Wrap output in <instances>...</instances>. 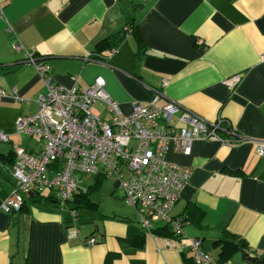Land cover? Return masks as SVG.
<instances>
[{
	"label": "crops",
	"instance_id": "1",
	"mask_svg": "<svg viewBox=\"0 0 264 264\" xmlns=\"http://www.w3.org/2000/svg\"><path fill=\"white\" fill-rule=\"evenodd\" d=\"M2 5L0 91L15 88L29 101L0 98V130L9 135L0 143V205L14 189L15 149L36 153L42 145L15 133V120L33 115L34 100L44 92L35 67L13 49L15 42L43 58L54 82L65 88L73 77L81 88L104 80L123 113L133 102L146 105L157 95V106L175 102L208 121L226 119L243 140L226 146L199 139L188 155H166L171 164L191 169L171 212L185 220L183 236L172 238L174 249L165 248L164 236L143 230L127 205L115 204L111 215L96 205L77 223L79 217L71 222L67 213L27 201L16 214L0 208V264H196L188 249L179 250L192 238H200L219 262L264 264V158H257L253 144L264 141V0H2ZM120 31L127 32L115 53L98 51ZM234 75L241 81L232 89L225 81ZM84 179L86 190L94 181L84 188ZM159 227L152 224L151 230ZM228 236L245 247L224 242ZM90 237L97 242L87 247Z\"/></svg>",
	"mask_w": 264,
	"mask_h": 264
},
{
	"label": "built area",
	"instance_id": "2",
	"mask_svg": "<svg viewBox=\"0 0 264 264\" xmlns=\"http://www.w3.org/2000/svg\"><path fill=\"white\" fill-rule=\"evenodd\" d=\"M13 49L23 51L22 62L35 67L44 88L34 100L37 111L15 120V133L37 138L42 145L36 153L15 149L11 168L14 189L0 208L7 214L19 213L30 192L34 195L46 190L74 222L77 212L68 204L81 189L83 177L112 175L117 181L115 188L124 203L136 211L143 230L151 232L152 224H160L169 228L172 238H181L182 221L171 212L191 169L171 164L166 155L170 151L188 155L193 142L199 139L226 146L239 143L243 138L237 127L221 117L208 121L175 102L157 106V95L146 105L133 102L130 112L123 113L106 91L104 80L97 78L81 88L73 77V85L65 88L54 82L51 66L35 51L24 49L20 42L13 43ZM116 51L114 48L111 53ZM240 81L241 76L234 75L225 84L234 89ZM0 98L29 101L15 88L1 90ZM96 105L105 118L94 108ZM8 141L9 135L0 130V143ZM253 144L257 158H264V141ZM172 238L164 237L166 249H174ZM96 242L90 237L84 245L91 247ZM184 249L189 250L196 264H220L204 251L200 238L181 244L179 250Z\"/></svg>",
	"mask_w": 264,
	"mask_h": 264
},
{
	"label": "trees",
	"instance_id": "3",
	"mask_svg": "<svg viewBox=\"0 0 264 264\" xmlns=\"http://www.w3.org/2000/svg\"><path fill=\"white\" fill-rule=\"evenodd\" d=\"M130 28L131 30H133L132 25ZM123 32H127V31H123ZM123 32L120 31L118 33H115L114 35L108 37L106 40L101 42L98 45V51L100 52L102 48H106L107 52L111 53L112 49L118 48L120 41L123 39L125 35V33ZM40 59L43 60V58H40ZM104 179L105 177L94 178V184L91 187H88L86 190L80 189L79 192L69 202L68 205H69L70 210H75L77 212L78 217H79L80 211L82 210H88L94 207L97 208L96 204L92 201V195H93V192H95L96 190L100 188ZM27 201L28 203H31L37 207H41V206L45 207L49 211H53L57 213H64L63 211L59 209L60 207H59L56 197L53 196L50 192L45 193V194L37 193L32 196H28L22 207V210L24 209ZM121 220H126V219H121ZM181 221H182V226H183L185 220L181 219ZM152 232L158 235H162L164 237H171V238L173 237L172 232L169 230L167 226H162L157 229H153ZM223 241L226 243H230V245L234 246L235 248L243 249L245 247L243 241L235 240L233 237L228 236ZM219 263L223 264V262H219Z\"/></svg>",
	"mask_w": 264,
	"mask_h": 264
},
{
	"label": "rangeland",
	"instance_id": "4",
	"mask_svg": "<svg viewBox=\"0 0 264 264\" xmlns=\"http://www.w3.org/2000/svg\"><path fill=\"white\" fill-rule=\"evenodd\" d=\"M22 137H25V136L22 135ZM26 139L28 141L32 142L33 146H34V142L38 140L37 138H29V137H26ZM37 147L39 149V143L36 145L35 148H37ZM93 181H94V179L92 176L86 175L85 179H84V183H85L84 188H87L89 185L93 184ZM116 183H117L116 178L112 175H109L106 177V179H104L100 188L98 190H96L95 192H93L92 200L96 205H98L100 207V211L102 210L101 212L103 214L111 215L112 210H113V206L115 204L121 208L126 207V204L119 197L120 192L117 191V189L115 188ZM43 193L45 194V193H47V191L45 190ZM86 211L87 210L80 211L79 219H78L77 223L80 220H84V218L86 217V214H87ZM108 212H110V213H108ZM77 223H75V225Z\"/></svg>",
	"mask_w": 264,
	"mask_h": 264
},
{
	"label": "water",
	"instance_id": "5",
	"mask_svg": "<svg viewBox=\"0 0 264 264\" xmlns=\"http://www.w3.org/2000/svg\"><path fill=\"white\" fill-rule=\"evenodd\" d=\"M33 194L30 192L29 193V196H32ZM250 262H253L255 259H253V258H250V259H248Z\"/></svg>",
	"mask_w": 264,
	"mask_h": 264
}]
</instances>
